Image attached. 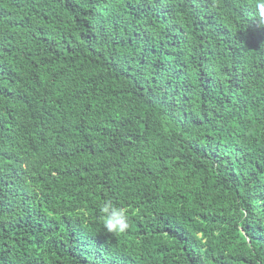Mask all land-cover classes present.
Wrapping results in <instances>:
<instances>
[{
    "label": "trees",
    "instance_id": "1",
    "mask_svg": "<svg viewBox=\"0 0 264 264\" xmlns=\"http://www.w3.org/2000/svg\"><path fill=\"white\" fill-rule=\"evenodd\" d=\"M253 9L0 0V264H264Z\"/></svg>",
    "mask_w": 264,
    "mask_h": 264
},
{
    "label": "clouds",
    "instance_id": "2",
    "mask_svg": "<svg viewBox=\"0 0 264 264\" xmlns=\"http://www.w3.org/2000/svg\"><path fill=\"white\" fill-rule=\"evenodd\" d=\"M253 17L258 27H264V0H254ZM99 214L102 229L106 233L123 234L130 228L128 210L110 198L99 206Z\"/></svg>",
    "mask_w": 264,
    "mask_h": 264
}]
</instances>
